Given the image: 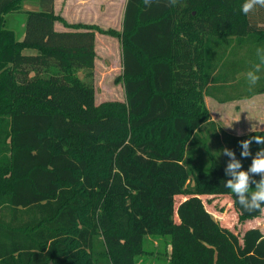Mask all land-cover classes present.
<instances>
[{"label":"trees","instance_id":"obj_1","mask_svg":"<svg viewBox=\"0 0 264 264\" xmlns=\"http://www.w3.org/2000/svg\"><path fill=\"white\" fill-rule=\"evenodd\" d=\"M25 1L0 0V264H139L148 236L167 240L168 264H264V232L239 237L201 198L230 196L240 221L264 212L245 211L226 188L228 161L202 128L205 96L264 92L244 75L264 48V8L127 0L117 31L70 24L54 0H35L20 40L6 17ZM96 33L121 42L125 101L96 104ZM228 52L236 62L223 63ZM229 86L248 93L218 97ZM256 135L264 131L229 142L228 159L241 165L233 171L247 172L252 190L264 144L253 141L244 157L240 142Z\"/></svg>","mask_w":264,"mask_h":264},{"label":"rangeland","instance_id":"obj_2","mask_svg":"<svg viewBox=\"0 0 264 264\" xmlns=\"http://www.w3.org/2000/svg\"><path fill=\"white\" fill-rule=\"evenodd\" d=\"M74 1L75 0H57L55 11L60 13L63 17L68 18L70 21H74V19L81 16L84 17L83 19L86 21L94 22L105 28H108L109 26L119 28L120 19L118 11L115 9L117 7L116 2H112L113 4L110 5L113 6L108 8V4L105 3L104 0H95L96 2L94 3L93 8L88 6L80 9L74 5ZM39 7L40 4L34 8L32 3L24 2L20 12H14L7 15L6 27L14 30L19 39L22 40L25 33V12L38 11ZM58 28L64 29L61 25H59ZM65 30L67 29L65 28ZM106 39L107 38L104 36L98 35L96 50L97 59L95 61L94 69V87L97 105L107 101H125L124 86L122 83L116 82L117 78L122 74L120 43L118 42V45L115 43L107 44L108 41ZM232 60L236 62V57L234 54L228 52L223 63L228 64V62H231ZM242 74L243 73H241V75ZM80 76L83 77V72L80 73ZM259 82L264 83V79L259 80ZM229 88H225L224 90L218 89L216 94H219L218 97H223L228 94L241 95V93H248L246 87L229 86ZM205 104L207 108H209L208 110L211 113L212 119L214 118L217 122L226 125L225 129H230L228 130V133L225 131L227 134L233 133L235 135L243 133L244 130L246 132V130L251 128V117L252 115L258 117L255 113L261 111L259 105H264V96L255 99L237 101L236 103H226L223 104V106H218L213 100L206 99ZM261 116H264V109H262L260 117ZM238 127L243 129L238 131L236 130ZM223 139L224 135H222L219 140H212L211 150L213 152L218 151L214 147H217L219 143H223V146L226 145L223 142ZM225 148H227V146H225ZM221 158L228 161V163H226L227 165L231 162L233 163L232 160L228 159V155L223 154V152ZM185 198L186 196L183 195L176 196V205ZM201 198L205 203L207 210L214 216V218L218 220L222 226L227 227L239 237H242V234L251 227L259 228L264 232V212L259 218L240 221L239 214L233 206L230 196H201ZM174 218L175 221H179L177 215H175ZM165 242L167 243L165 238L148 236L144 244V251L146 254L139 257V264H168L170 248Z\"/></svg>","mask_w":264,"mask_h":264},{"label":"clouds","instance_id":"obj_3","mask_svg":"<svg viewBox=\"0 0 264 264\" xmlns=\"http://www.w3.org/2000/svg\"><path fill=\"white\" fill-rule=\"evenodd\" d=\"M145 5H150L152 0H143ZM178 0H168L170 6H175ZM257 7L264 8V0H244L241 5V12L248 15ZM257 62L245 73L247 82L250 87L255 86L260 80V74L264 72V48H257L256 50ZM255 141L256 144H264V135L252 136L248 140L241 141L244 151L242 156L247 157L250 155L248 148L249 145ZM223 154L234 156V154L227 149L223 150ZM239 162L230 163L228 171L232 173L233 180H229L226 188L230 189L237 198L240 206L248 212L264 211V176L259 182L255 183V190L250 188V177L247 172L240 171L236 173L234 169L240 168ZM249 172L253 174H264V150L258 153L257 158L253 160Z\"/></svg>","mask_w":264,"mask_h":264},{"label":"crops","instance_id":"obj_4","mask_svg":"<svg viewBox=\"0 0 264 264\" xmlns=\"http://www.w3.org/2000/svg\"><path fill=\"white\" fill-rule=\"evenodd\" d=\"M32 1V2H31ZM105 3L108 4V8L112 7L110 4H113L112 2H116L117 3V7L115 8L116 11H118V14H119V28H116V27H111L109 26L108 28H112V29H115L117 31H121L122 30V26H123V16H124V11H125V7H126V3H127V0H104ZM25 2H29V3H32V5L34 6V8L36 6H39L38 2L35 1V0H27ZM96 1L95 0H75L73 3L76 7L82 9V8H86L88 6L90 7H94V3ZM56 3H57V0H54V9H55V6H56ZM40 9V7H39ZM119 9V10H118ZM55 13L57 15H60L62 16L60 13H57L55 11ZM63 17V16H62ZM68 23L70 24H87V25H97L99 27H102V28H105L99 24H96L94 22H90V21H86L85 19H83L84 17H81L79 16L77 19H74V21H70L68 18L66 17H63ZM61 25L62 27H64V29H60L58 28L59 25ZM65 26L63 24H61L60 22H56L55 23V30L56 31H63L65 30ZM67 29V28H66ZM107 29V28H105ZM98 35H102V34H99V33H96V36H95V51L97 50V40H98ZM104 36L105 38H107L106 40L108 41L107 44L109 43H115L116 45H118V42L120 43V47H121V42L119 39L117 38H114V37H111V36H107V35H102ZM116 39V41H115ZM113 40V41H112ZM96 54H97V51H96ZM97 59V57H96ZM96 61V60H95ZM121 63H122V48H121ZM122 66V65H121ZM123 70V68H122ZM260 96H264V92L262 93H255V94H252V95H249V96H242V97H237L235 98V100H232V101H227V102H219L218 100L214 99V98H209L208 96H205V100L206 99H211L213 100L215 103H217L218 106H223V104H226V103H231V102H237V101H243V100H246V99H255V98H258ZM260 108H261V111H259V113H255V115H257L258 117H255L254 115H252L251 117V120L250 121V127L248 130H245L243 131V133H238V134H227L228 133V130H226L225 126L226 125H223L219 122H217L214 118L212 119L211 117V120H210V123L204 125L202 128H203V132H205V136L206 138H208V141H209V146L212 147V140L216 139V140H219L222 135H224V139H223V142L226 144L225 146H227V148H225V146H223V143H219L217 147H214L215 149L218 150L219 152V155L221 156L222 152L224 149H227L229 151V148H230V145H229V142L234 138V137H242L248 133H251V132H255V131H264V116H261V113H262V109H264V105H259ZM209 109V108H208ZM211 115V113H210ZM229 128V127H228ZM243 128H240L238 127V129L236 128V130H241ZM227 133H226V132ZM208 135V136H207Z\"/></svg>","mask_w":264,"mask_h":264}]
</instances>
